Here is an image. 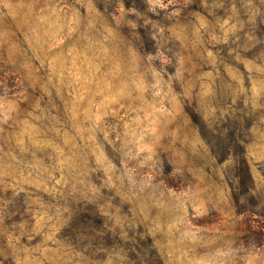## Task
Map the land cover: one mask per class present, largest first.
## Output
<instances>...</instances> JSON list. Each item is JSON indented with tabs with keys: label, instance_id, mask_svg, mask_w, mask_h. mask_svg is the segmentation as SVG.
Returning a JSON list of instances; mask_svg holds the SVG:
<instances>
[{
	"label": "rangeland",
	"instance_id": "rangeland-1",
	"mask_svg": "<svg viewBox=\"0 0 264 264\" xmlns=\"http://www.w3.org/2000/svg\"><path fill=\"white\" fill-rule=\"evenodd\" d=\"M162 260L264 264V0H0V264Z\"/></svg>",
	"mask_w": 264,
	"mask_h": 264
},
{
	"label": "trees",
	"instance_id": "trees-1",
	"mask_svg": "<svg viewBox=\"0 0 264 264\" xmlns=\"http://www.w3.org/2000/svg\"><path fill=\"white\" fill-rule=\"evenodd\" d=\"M153 253H158V249H154V252ZM164 260H162V264H165L164 262H163Z\"/></svg>",
	"mask_w": 264,
	"mask_h": 264
}]
</instances>
